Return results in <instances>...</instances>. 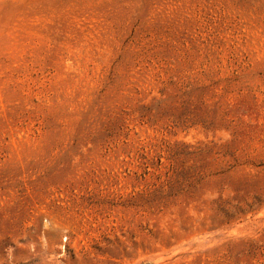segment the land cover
Returning a JSON list of instances; mask_svg holds the SVG:
<instances>
[{"label": "rangeland", "instance_id": "374dc122", "mask_svg": "<svg viewBox=\"0 0 264 264\" xmlns=\"http://www.w3.org/2000/svg\"><path fill=\"white\" fill-rule=\"evenodd\" d=\"M0 264H264V0H0Z\"/></svg>", "mask_w": 264, "mask_h": 264}]
</instances>
